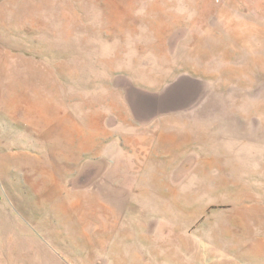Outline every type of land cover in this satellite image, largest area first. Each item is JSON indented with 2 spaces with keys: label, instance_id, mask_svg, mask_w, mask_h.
<instances>
[{
  "label": "rangeland",
  "instance_id": "rangeland-1",
  "mask_svg": "<svg viewBox=\"0 0 264 264\" xmlns=\"http://www.w3.org/2000/svg\"><path fill=\"white\" fill-rule=\"evenodd\" d=\"M68 261L264 264V0H0V264Z\"/></svg>",
  "mask_w": 264,
  "mask_h": 264
},
{
  "label": "crops",
  "instance_id": "crops-1",
  "mask_svg": "<svg viewBox=\"0 0 264 264\" xmlns=\"http://www.w3.org/2000/svg\"><path fill=\"white\" fill-rule=\"evenodd\" d=\"M200 74H180L176 76L170 83H168L161 91H159L157 97L154 99L156 102L152 104H146L145 100L142 101L141 94L136 90H130L128 106L132 111V118L127 123L128 126L138 127L136 130V136L144 139L152 136L160 135L162 132L159 130L161 127H169V121L165 119H152L159 113H168L170 111L180 110L187 108L189 105L195 103L197 100L205 97V89L200 81ZM188 99L191 101L188 102ZM184 103V101H186ZM210 100V96H209ZM156 112V113H155ZM155 113V114H153ZM158 128L152 131L149 127ZM143 129H139L142 128ZM135 138V137H134ZM258 224V222H255ZM41 234V233H40ZM45 235V234H42ZM117 263H129L134 262L135 257H129L128 259H120L116 256L113 259ZM67 264H77L69 262ZM80 264V263H79Z\"/></svg>",
  "mask_w": 264,
  "mask_h": 264
}]
</instances>
